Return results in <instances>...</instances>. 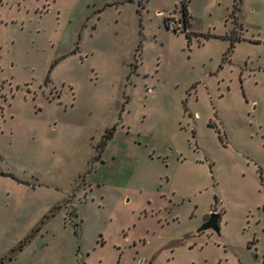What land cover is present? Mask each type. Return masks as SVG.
<instances>
[{
  "label": "rangeland",
  "instance_id": "obj_1",
  "mask_svg": "<svg viewBox=\"0 0 264 264\" xmlns=\"http://www.w3.org/2000/svg\"><path fill=\"white\" fill-rule=\"evenodd\" d=\"M0 264H264V0H0Z\"/></svg>",
  "mask_w": 264,
  "mask_h": 264
},
{
  "label": "water",
  "instance_id": "obj_2",
  "mask_svg": "<svg viewBox=\"0 0 264 264\" xmlns=\"http://www.w3.org/2000/svg\"><path fill=\"white\" fill-rule=\"evenodd\" d=\"M219 220L220 216L217 214H212L209 219L202 225V227L198 230V233H203L209 230H213L217 233H220L219 228Z\"/></svg>",
  "mask_w": 264,
  "mask_h": 264
},
{
  "label": "trees",
  "instance_id": "obj_3",
  "mask_svg": "<svg viewBox=\"0 0 264 264\" xmlns=\"http://www.w3.org/2000/svg\"><path fill=\"white\" fill-rule=\"evenodd\" d=\"M185 8H186V5H184V9ZM168 28H169V26H168ZM112 134H113V132L110 133V135L108 136V138H111L112 137Z\"/></svg>",
  "mask_w": 264,
  "mask_h": 264
}]
</instances>
